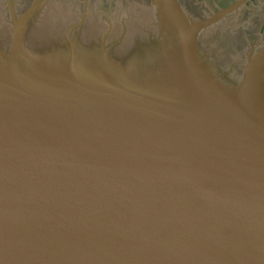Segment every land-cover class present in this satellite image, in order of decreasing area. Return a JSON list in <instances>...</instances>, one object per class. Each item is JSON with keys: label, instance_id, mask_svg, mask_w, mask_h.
Segmentation results:
<instances>
[{"label": "water", "instance_id": "obj_1", "mask_svg": "<svg viewBox=\"0 0 264 264\" xmlns=\"http://www.w3.org/2000/svg\"><path fill=\"white\" fill-rule=\"evenodd\" d=\"M4 1L0 264H264V38L199 44L247 0L131 25L57 0L50 28L54 0Z\"/></svg>", "mask_w": 264, "mask_h": 264}, {"label": "rangeland", "instance_id": "obj_2", "mask_svg": "<svg viewBox=\"0 0 264 264\" xmlns=\"http://www.w3.org/2000/svg\"><path fill=\"white\" fill-rule=\"evenodd\" d=\"M17 5V10L22 9L24 5H27L31 2V0H12ZM57 0L52 1L49 4V7L44 10L43 16L46 18L48 22V27L50 28V24H53L54 22L58 21L59 17H61V21L64 20L65 17H68L71 15V13L76 12L75 10H72L71 7H67L64 5H61L60 7L62 9H59L56 7L58 1ZM61 2H64V4H72L76 1L77 7L81 8L79 4L83 1H87V7L88 9L95 10L97 8H102L105 12L108 14V19L111 20L112 17H114V21L112 22L117 23L118 22V16H121V19L126 20L130 22L136 21V22H143V14L145 11H148L149 6V0H59ZM80 2V3H79ZM182 4L187 8V10L193 13L192 16H202L204 14L210 13V10H207L205 6H208L206 4V0H181ZM264 4V2H263ZM196 9H199V11H195ZM239 9V8H238ZM237 11H232L228 15H225L227 18L235 17L238 14ZM213 11H216V8L212 9ZM263 12V20H264V5L262 8ZM78 13V12H76ZM7 13V5L5 4L4 0H0V16H5ZM224 16V17H225ZM247 16H250L247 14ZM233 17V18H234ZM101 18V17H100ZM59 20V21H60ZM240 21V20H239ZM90 25L93 24V20L89 23ZM119 25V24H118ZM131 25V24H130ZM91 26V27H92ZM96 28V25H95ZM92 28V29H95ZM252 34L249 29H245L244 36L249 37V34ZM238 30L234 27H227V29L218 27L217 25L212 27L211 29L207 30L205 32V35H201V38L199 39V44L202 50L209 51V55L215 57V54H219L223 56L222 60L228 61V64H234V59H238V64L242 63L244 60L243 53L249 51V47L243 40H239L238 38ZM246 37V38H247ZM257 41V39H256ZM254 41V42H256ZM253 42V41H252ZM236 63V62H235ZM237 64V63H236Z\"/></svg>", "mask_w": 264, "mask_h": 264}, {"label": "flooded vegetation", "instance_id": "obj_3", "mask_svg": "<svg viewBox=\"0 0 264 264\" xmlns=\"http://www.w3.org/2000/svg\"><path fill=\"white\" fill-rule=\"evenodd\" d=\"M236 1L237 0H206V4L208 6H205V8H216V11H218L219 9H226L232 6ZM263 2L264 0H247L245 4L239 7L237 16H233L234 18H227L226 16L223 17L218 23V26H221L224 29L234 26L238 30L239 40H243V42H245L248 46L250 43H256L260 41L262 38H264V20L262 12L264 5ZM84 3L85 1L81 2L83 7ZM102 8L103 7L100 9ZM247 14L250 16H247ZM92 25L93 24H89L90 27ZM92 28H95V24L92 26ZM245 29H249L251 31V35L248 33L249 37L244 36Z\"/></svg>", "mask_w": 264, "mask_h": 264}, {"label": "bare ground", "instance_id": "obj_4", "mask_svg": "<svg viewBox=\"0 0 264 264\" xmlns=\"http://www.w3.org/2000/svg\"><path fill=\"white\" fill-rule=\"evenodd\" d=\"M118 23V22H117ZM92 28V27H91ZM132 29V28H131ZM149 45H153V43L151 42V40H149V42H147Z\"/></svg>", "mask_w": 264, "mask_h": 264}, {"label": "crops", "instance_id": "obj_5", "mask_svg": "<svg viewBox=\"0 0 264 264\" xmlns=\"http://www.w3.org/2000/svg\"><path fill=\"white\" fill-rule=\"evenodd\" d=\"M215 6V5H214Z\"/></svg>", "mask_w": 264, "mask_h": 264}]
</instances>
